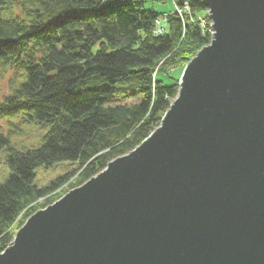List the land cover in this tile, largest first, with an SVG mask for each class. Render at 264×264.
Wrapping results in <instances>:
<instances>
[{"label": "water", "instance_id": "obj_1", "mask_svg": "<svg viewBox=\"0 0 264 264\" xmlns=\"http://www.w3.org/2000/svg\"><path fill=\"white\" fill-rule=\"evenodd\" d=\"M213 37L160 126L33 213L0 264H264V0H204Z\"/></svg>", "mask_w": 264, "mask_h": 264}, {"label": "trees", "instance_id": "obj_2", "mask_svg": "<svg viewBox=\"0 0 264 264\" xmlns=\"http://www.w3.org/2000/svg\"><path fill=\"white\" fill-rule=\"evenodd\" d=\"M175 1L189 2V16L167 11L157 35L166 11L149 0H0V69L13 71L0 118L49 124L38 147L13 146L16 130L0 133L12 170L0 184V252L14 240L21 214L19 227L56 201L49 196L63 185L76 177L68 191L81 186L160 126L181 89L164 77L173 81L172 71L213 37L198 18L208 13L204 0ZM61 161L76 166L36 184L38 167Z\"/></svg>", "mask_w": 264, "mask_h": 264}, {"label": "rangeland", "instance_id": "obj_3", "mask_svg": "<svg viewBox=\"0 0 264 264\" xmlns=\"http://www.w3.org/2000/svg\"><path fill=\"white\" fill-rule=\"evenodd\" d=\"M153 1V7L159 11H173L175 5L170 0H149ZM177 4V3H176ZM178 5V4H177ZM208 11V10H207ZM189 16L187 13H183V17ZM189 63L186 61L184 64H181L180 67H177L172 71V77L174 80L169 81L167 78L164 77L166 83H175L179 82L183 70L185 66ZM13 71L8 70L6 72H2L0 69V99L3 97L4 94L9 93L11 88V81H12ZM162 76V75H161ZM23 115L19 117H10L9 115L0 118V133L8 134L11 129L16 130V132L10 134L11 144L17 148H25V147H38L44 142V134L47 132L49 128V124H40V123H28L22 122ZM13 122L14 126H11ZM9 146L5 145L3 148L0 149V184L3 183L11 174V166L8 162L7 155L9 153ZM76 166L75 163L70 161H61L54 163L50 166H40L36 170V177L35 182L39 186H46L48 185L54 178L59 175H62ZM76 178V177H75ZM75 178L72 179L69 183L63 185L60 189L55 191L49 197L56 198L55 196L61 198L65 192H68V189L71 187V183L75 181ZM71 190V189H70ZM62 194V196H60ZM57 199V200H58ZM45 201V198H41L38 204H41ZM24 214H21L16 223L12 227V231L16 234L17 231L21 228L19 224ZM24 224V223H23ZM19 227V228H18Z\"/></svg>", "mask_w": 264, "mask_h": 264}, {"label": "built area", "instance_id": "obj_4", "mask_svg": "<svg viewBox=\"0 0 264 264\" xmlns=\"http://www.w3.org/2000/svg\"><path fill=\"white\" fill-rule=\"evenodd\" d=\"M170 1L173 2V4L175 5V8H176V9H173V11L179 13V15L183 16V13H190L189 2H185L183 6H179L176 4L175 0H170ZM167 18H168V12L162 14V16L157 20L156 27H155L156 28L155 33L157 35H161L164 33L165 28H166ZM198 18H199L200 25L202 28L206 27L208 24L212 25V21H211L208 13L206 16H200ZM211 28H212V26H211Z\"/></svg>", "mask_w": 264, "mask_h": 264}]
</instances>
